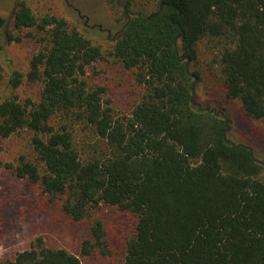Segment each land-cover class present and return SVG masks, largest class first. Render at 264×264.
Returning <instances> with one entry per match:
<instances>
[{
	"label": "trees",
	"instance_id": "1",
	"mask_svg": "<svg viewBox=\"0 0 264 264\" xmlns=\"http://www.w3.org/2000/svg\"><path fill=\"white\" fill-rule=\"evenodd\" d=\"M120 24L104 47L62 16L17 0L8 43L37 51L25 74L5 75L0 141L26 131L34 160L0 169L87 222L77 254L41 238L0 264H112L102 208L134 218L117 264H264V162L228 137L223 109L195 101L206 65L243 113L264 123V0H105ZM1 26L6 21L0 17ZM112 62L138 98L118 113L89 70ZM28 84L33 96L17 89Z\"/></svg>",
	"mask_w": 264,
	"mask_h": 264
},
{
	"label": "rangeland",
	"instance_id": "2",
	"mask_svg": "<svg viewBox=\"0 0 264 264\" xmlns=\"http://www.w3.org/2000/svg\"><path fill=\"white\" fill-rule=\"evenodd\" d=\"M36 14H56L64 17L83 33L96 39L103 47L107 39L115 37L120 24L115 21L105 0H25ZM17 0H0V63L5 75L11 71L25 74L30 57L37 46L30 40L8 43L1 35L9 29ZM201 81L195 90V101L205 107L223 109L230 118V140L250 147L264 162V123L253 121L242 111L237 99L228 98L224 87L208 73L211 60L209 49L201 48ZM89 76L107 88L118 113H128L138 98V89L128 71L112 62H99L89 70ZM21 96H33L36 89L23 84L17 89ZM10 90L5 79L0 82V97ZM30 134L17 133L0 141L4 163L16 164L19 156L34 160L29 144ZM96 217L101 219L114 255L109 259L117 264L123 255V242L134 226V218L115 208L104 207ZM88 236L87 222H73L60 209V201L42 192L35 184L20 179L8 168L0 169V259L12 258L27 249L37 238L49 247L64 248L77 254L83 239Z\"/></svg>",
	"mask_w": 264,
	"mask_h": 264
}]
</instances>
